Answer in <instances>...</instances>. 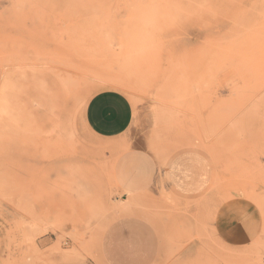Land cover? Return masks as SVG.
I'll return each mask as SVG.
<instances>
[{"label":"rangeland","instance_id":"1","mask_svg":"<svg viewBox=\"0 0 264 264\" xmlns=\"http://www.w3.org/2000/svg\"><path fill=\"white\" fill-rule=\"evenodd\" d=\"M134 218L151 264L264 262V0H0V264H106Z\"/></svg>","mask_w":264,"mask_h":264},{"label":"crops","instance_id":"2","mask_svg":"<svg viewBox=\"0 0 264 264\" xmlns=\"http://www.w3.org/2000/svg\"><path fill=\"white\" fill-rule=\"evenodd\" d=\"M134 108L128 96L119 90H103L86 104L84 121L92 134L100 138H116L129 130ZM135 234L146 240L133 241ZM152 226L140 218L125 219L110 227L104 237L102 253L106 264H151L156 250L151 241Z\"/></svg>","mask_w":264,"mask_h":264},{"label":"bare ground","instance_id":"3","mask_svg":"<svg viewBox=\"0 0 264 264\" xmlns=\"http://www.w3.org/2000/svg\"><path fill=\"white\" fill-rule=\"evenodd\" d=\"M258 38H259V36H258ZM193 39V38H192ZM256 39V38H255ZM260 40V39H259ZM217 42V41H216ZM214 43V42H213ZM255 43V42H254ZM205 44V43H204ZM207 44V43H206ZM257 44V43H256ZM218 47V46H217ZM196 50V49H195ZM198 51V50H197ZM68 75H70V74H68ZM68 80V79H67ZM88 80V79H87ZM98 81V80H97ZM70 85V84H69ZM71 86V85H70ZM132 86V85H131ZM204 148V147H203ZM205 150H206V147H205ZM136 202V201H135ZM136 204V203H135Z\"/></svg>","mask_w":264,"mask_h":264},{"label":"built area","instance_id":"4","mask_svg":"<svg viewBox=\"0 0 264 264\" xmlns=\"http://www.w3.org/2000/svg\"><path fill=\"white\" fill-rule=\"evenodd\" d=\"M262 264H264V262Z\"/></svg>","mask_w":264,"mask_h":264}]
</instances>
